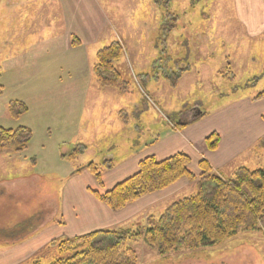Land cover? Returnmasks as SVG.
Here are the masks:
<instances>
[{
    "label": "rangeland",
    "instance_id": "rangeland-1",
    "mask_svg": "<svg viewBox=\"0 0 264 264\" xmlns=\"http://www.w3.org/2000/svg\"><path fill=\"white\" fill-rule=\"evenodd\" d=\"M98 2L112 22V29L103 35L98 46L77 52L79 56L86 55V58H81L84 60L81 63L72 58L75 54L66 50L61 42L59 45L42 44L40 41L37 43L38 34L27 36L22 33L19 36V30L23 29L17 27L18 20H13V16L22 9L15 8L17 0H0V5H3L0 12V127L12 130L25 127L32 133L27 151H4L0 154V247L6 251L11 243L30 238L20 240L25 233L19 236V231L16 232L20 225L32 220L35 230L42 222L40 217L50 220L55 214L53 199L62 194L68 182L63 177L68 178L72 172L91 162L101 163L109 152L116 150V154H125L136 126L154 131L167 126L170 117L177 122H186L191 119L193 110L210 113L221 103L248 95L255 97L264 91V36L240 50L258 58L255 63L244 67L231 43L237 36L233 25L234 0ZM33 8L26 6L23 10L31 12ZM214 14L219 17L217 21L227 22L223 33L219 28L217 34L231 46L227 52L231 57L234 80L225 81L217 77L216 72L226 71L227 67L222 66L224 61L209 64L207 54L201 53L205 64L196 63L193 72L179 79L176 87L172 88L161 73L177 74L188 69L190 60L187 58H191V62L192 58L201 59L191 52L195 49L198 54L197 48L204 51L207 47L199 43L211 38L210 28L205 26L210 23L205 20ZM175 21L178 25L167 40L171 53H164L165 44L162 45L159 38L169 35ZM120 37L126 50L123 61L127 67L124 66L123 73L126 75L127 70L125 78L130 83L126 94L102 90L93 73L96 51ZM186 41L190 43L187 45ZM186 46L191 50L189 54ZM159 66L161 71L158 72L156 68ZM198 71L203 72L202 77L195 74ZM199 79L205 82L196 83ZM86 85L94 87L91 86L92 90L86 93H78L75 98L74 93L64 92L72 86ZM111 93L115 95L110 101L112 105L105 103L106 99L107 102L110 100ZM143 99L149 104V109H141V113L135 115L138 112L134 105L139 102L138 105L142 106ZM16 102L23 103L27 109L19 117H14L11 112V105ZM121 109L128 117L126 125L120 121L123 120L118 113ZM80 120L83 125L78 133ZM121 125L122 128L118 129ZM84 128L89 129L87 133L83 132ZM146 134L145 141L153 139V132ZM113 144L118 147L113 149ZM78 146L84 149L82 155L71 162L62 161L60 156L69 155ZM31 174L34 177L29 179ZM27 179L29 181L26 182ZM195 191L191 188L173 200L189 197ZM166 209L148 217L158 218ZM148 217L138 219L132 229ZM128 246L136 251L138 264H264L263 234L242 230L216 246L171 253L166 257H160L142 241L130 242ZM54 260V254L41 258L42 264H50Z\"/></svg>",
    "mask_w": 264,
    "mask_h": 264
},
{
    "label": "crops",
    "instance_id": "crops-1",
    "mask_svg": "<svg viewBox=\"0 0 264 264\" xmlns=\"http://www.w3.org/2000/svg\"><path fill=\"white\" fill-rule=\"evenodd\" d=\"M14 6L22 9L13 16V20H18L17 27L23 29L22 31L19 30V36L22 33L27 36L38 34L37 43L40 41L42 44L59 45L61 42L65 45L66 50L75 54L72 58L80 60L81 63L86 55L79 56L78 53H82V50L89 47L98 46L103 35L112 29V22L103 11L98 0H17ZM26 6L34 8L31 12L23 10ZM232 8L235 13L233 25L236 28L237 36L233 38L231 43L237 50L236 55H238L239 62L241 61L244 67H248L250 63H255L258 58L253 57L251 53L244 54L240 50L264 36V0H234ZM2 10L3 5L1 4L0 12ZM218 18L215 14L206 17L205 21L210 25L205 26L210 28L211 38L208 37L199 43L207 45L204 51L197 48L199 49L197 54L196 50L193 49L194 52L191 54L198 55L201 59L192 58L191 62V58H187L190 60L189 66H187L188 69L182 70L180 79L191 74L196 63L204 65L205 58L203 55L206 54L209 64L214 65L215 62L218 63L222 60V62L224 61L222 66L229 64L232 68L231 57L227 52L230 45L224 37L220 38V35L217 34L219 28L221 29L220 32L223 33L227 22L224 20L217 21ZM174 23V28L168 31L169 35L165 38H159V42L162 45L165 44L164 53H168L167 40L178 25L176 21ZM74 41H77L76 45H73ZM116 41L123 46L125 56L123 38L120 37ZM189 43L190 41L185 42L187 45ZM188 51L191 50L189 46H186L187 54H189ZM201 53L205 54L202 55ZM124 58L120 63L122 72L127 67L123 61ZM160 58L159 55L158 59ZM176 59L178 60V58ZM63 64L65 65L64 61ZM78 70L84 71V69H77L76 71ZM219 72L215 73L217 77H219ZM195 74L202 77L203 72L198 71ZM126 75H128L127 70ZM195 82L203 84L205 80L199 79ZM91 86L93 85L72 86L64 92L74 93L75 98L80 92L91 91ZM111 94L110 100L108 99L107 102L106 99L105 103H110L114 98V93ZM257 96L248 95L230 100L229 103H221L216 110L210 113L193 110L191 111V121L196 120L182 130H175L169 122L167 126H160L154 131H146L144 128L136 126V132L125 154H116L115 150L107 153L101 163L91 162L99 166L106 162L113 164L111 170L103 171L102 186L97 184L88 170L83 169L87 165L81 166L79 169L83 170L79 172H77L79 169L72 172L68 178L63 177L68 182L62 194L55 197L54 202L52 201L55 204V214L50 220H46V217H40L42 222L37 229L31 232L29 239L16 244L11 243L7 251L1 246L0 264H29L40 251L55 240L74 238L101 230L132 228L139 221L138 219L153 216L155 213L166 209L174 203L173 199L181 197V193H186L191 188L196 190V182L191 183L188 179L183 178L169 188L148 195L116 213L112 212L93 195L92 192L103 194L135 175L138 172L140 162L145 158L155 157L158 161H162L178 153H184L190 157L189 170L197 178L202 173L199 166L202 161H206L210 165L213 173L223 175H229L235 168L241 166L251 169L264 167V145L262 144L264 139V97L254 100ZM138 103L134 105L138 112H135V115L141 113L139 111L141 109L144 111L149 109V104L144 99L142 106H139ZM123 110L118 112L123 120L119 119L126 125L128 124V117ZM193 113L195 114L193 115ZM82 125L80 120L78 133L81 132ZM121 128L122 125L118 129ZM112 129L113 126L110 127V130ZM88 130L84 128L83 132L87 133ZM146 132H153L152 140L145 141ZM213 133L220 136V142L216 150L210 151L205 141ZM117 147L116 144H113V149ZM66 155L60 156L62 161L76 160V158L70 159ZM33 177L34 174H31L29 179Z\"/></svg>",
    "mask_w": 264,
    "mask_h": 264
},
{
    "label": "trees",
    "instance_id": "trees-1",
    "mask_svg": "<svg viewBox=\"0 0 264 264\" xmlns=\"http://www.w3.org/2000/svg\"><path fill=\"white\" fill-rule=\"evenodd\" d=\"M76 43L74 41L73 45ZM123 56L124 48L118 41L97 52L93 73L102 89L116 90L122 94L129 92L130 83L120 68ZM226 67V71L219 72L218 76L225 81L234 80L231 66L227 64ZM159 68H156L158 72L161 71ZM182 73V70L174 75L162 72L161 76L174 88ZM263 97L264 91L254 100ZM25 111L27 109L21 102L11 105L14 117H19ZM168 121L175 130H182L194 122L191 119L177 122L172 117ZM31 141L32 133L28 128L12 130L0 127V154L4 151L23 153ZM219 142L217 133L211 134L205 141L210 151L216 150ZM83 150L78 146L67 157L75 159ZM190 163V157L184 153L162 161L148 157L140 162L138 172L132 177L103 194L92 192L116 213L183 178L191 183L196 182L194 194L175 201L158 218L148 217L135 229L101 230L52 241L32 263L42 264L41 258L54 254L55 260L50 264H138L136 251L128 246L130 242L142 241L160 257H166L171 253L216 246L235 237L241 230L264 235V167L251 169L241 166L230 175H223L213 173L210 165L202 161L199 164L202 173L197 178L189 170ZM112 168L113 164L106 162L101 166L90 163L83 169L88 170L97 184L102 186L103 171ZM33 225L34 222L29 220L18 227L16 232L19 231V236L25 232L20 240L30 236Z\"/></svg>",
    "mask_w": 264,
    "mask_h": 264
}]
</instances>
